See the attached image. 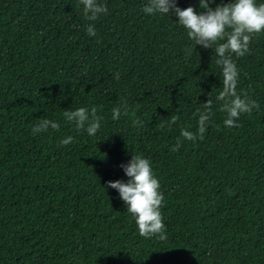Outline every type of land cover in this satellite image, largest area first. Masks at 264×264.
Returning <instances> with one entry per match:
<instances>
[{
  "label": "trees",
  "instance_id": "1",
  "mask_svg": "<svg viewBox=\"0 0 264 264\" xmlns=\"http://www.w3.org/2000/svg\"><path fill=\"white\" fill-rule=\"evenodd\" d=\"M96 2L107 12L91 21L80 0H0V264H264V31L244 56L231 55L237 94L259 107L228 128L215 100L223 87L215 47L227 36L204 48L174 11L147 15L148 0ZM176 6L206 11L200 0ZM80 107L102 117L94 136L63 115ZM44 119L59 130L33 134ZM134 155L159 180L164 240L141 237L108 187L131 179L122 165Z\"/></svg>",
  "mask_w": 264,
  "mask_h": 264
},
{
  "label": "clouds",
  "instance_id": "2",
  "mask_svg": "<svg viewBox=\"0 0 264 264\" xmlns=\"http://www.w3.org/2000/svg\"><path fill=\"white\" fill-rule=\"evenodd\" d=\"M84 6L83 12L86 19L95 21L100 14L107 12V7L100 5L96 0H80ZM201 8L205 12L197 14L193 7L180 9L176 6V0H148L143 11L147 15L154 14H169L174 11L179 17V24L187 30L189 39L195 42V45H202L204 48L213 47L218 40L226 42L218 44L215 47V54L218 57L216 63L222 66V91L216 96V102H223L220 107L221 112L227 114L224 124L228 128L238 126L236 121L241 114H250L254 108L259 105L250 100L245 94L242 98L237 94V78L238 71L231 55L234 53L237 57L244 56L249 51V44L252 39V34L264 31V4L257 5L255 0H235L223 6H218L215 9L209 7L210 0H200ZM226 29H230L226 33ZM89 36H95L96 30L94 25H89L87 28ZM115 78H119V73H116ZM213 99H209L204 103V108L207 110L199 116V127L197 134L203 138L207 124L210 120L212 111ZM124 114L127 115V105L122 106ZM113 119L117 120L121 116V107L112 109ZM199 112V110H198ZM64 117L68 121L76 123L78 129H84L87 124V132L89 136H94L100 128V120L102 117L97 116L96 109L89 110L85 107L77 108L73 111L64 112ZM179 120L176 115L171 116L168 122L169 128ZM140 123L134 121V124ZM52 128L59 130L60 125L57 122L44 119L37 124L33 129V134L47 131ZM163 130L164 124L158 125ZM197 134L184 129L180 135L189 140L195 141ZM72 142V137L69 136L62 140V145H68ZM181 141L178 139L175 148L178 150L181 146ZM126 175L131 179L124 183L122 181L109 182L108 187L118 190L121 199L128 205L127 211L135 218L138 226L139 235L145 238H151L159 234L161 240L166 239L164 234V224L160 208L164 200L163 194L159 191L160 183L154 177L150 161L142 158L139 155H134L128 165H122Z\"/></svg>",
  "mask_w": 264,
  "mask_h": 264
}]
</instances>
